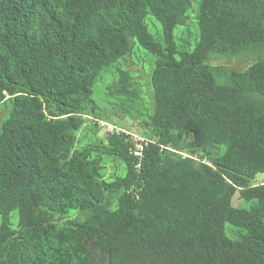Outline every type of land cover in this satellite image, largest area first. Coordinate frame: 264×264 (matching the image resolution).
Returning a JSON list of instances; mask_svg holds the SVG:
<instances>
[{
    "label": "trees",
    "instance_id": "1",
    "mask_svg": "<svg viewBox=\"0 0 264 264\" xmlns=\"http://www.w3.org/2000/svg\"><path fill=\"white\" fill-rule=\"evenodd\" d=\"M194 3L0 0V264H264V0ZM132 40L156 59L141 159L134 134L98 137L114 113L94 99ZM232 58L250 63H215ZM116 75L106 99L140 116L135 75Z\"/></svg>",
    "mask_w": 264,
    "mask_h": 264
},
{
    "label": "rangeland",
    "instance_id": "2",
    "mask_svg": "<svg viewBox=\"0 0 264 264\" xmlns=\"http://www.w3.org/2000/svg\"><path fill=\"white\" fill-rule=\"evenodd\" d=\"M194 7L197 9V0H195ZM194 14L191 15V19L188 22V26L179 27L175 30V35L177 39H179L183 33V31L191 32L192 35L195 33H198L197 25L194 23ZM146 24L148 26L149 31L154 35L155 38H159V36L162 34V27L161 24L151 15L147 16L146 18ZM194 41V38L192 39ZM156 59L153 55L148 53L145 49H143L139 43L136 40H132V53L129 57H127L124 61H119L117 63V66L113 68L112 70L108 71L102 81L96 86V91L94 94V99L101 104L103 107L102 112L105 113H114L119 117L127 116L124 118V120L119 119L116 117V115L112 114L111 118L108 121L112 125L116 126L119 129H122L124 131H127L129 133H132L134 135H137L136 133H139L138 130L139 126L138 124L148 118V114H150L153 111L154 108V100H153V93H152V85H151V73L154 68ZM215 63H220L223 65H226L231 68L243 70L248 67L249 61L243 59V58H232V59H219ZM127 70L132 72L135 75V79L137 83L139 84V89L141 91V98H142V105L139 109L140 116L136 114L135 117L131 115H125L122 112V106L120 105L122 101V97L117 96L116 94L110 98L109 100L106 99V91L109 86L113 88V80H116L118 75H116V72L118 70ZM114 90V88H113ZM115 92V90H114ZM3 108L5 106H2ZM0 108V122L1 120L8 114V109H2ZM92 131L87 129L86 131H83L80 133V138L83 140H86L85 142H91L88 140L87 137L90 135L92 136ZM107 132L105 130H100L98 133V137L102 138ZM138 136V135H137ZM222 151H224L225 147L221 148ZM107 167V177H111L113 174L118 172L120 170V164L114 161H109L106 164ZM255 183L260 184L264 183V173L257 176V179ZM252 203H248L244 200L239 199V195H235L233 199V206L237 208H249ZM2 216L0 215V222H1ZM10 220L13 225V227L17 226L18 222V214L17 212H14L10 215ZM225 231L228 237L232 239H238L242 235H244L245 231L240 228H236L230 224L225 225Z\"/></svg>",
    "mask_w": 264,
    "mask_h": 264
},
{
    "label": "built area",
    "instance_id": "3",
    "mask_svg": "<svg viewBox=\"0 0 264 264\" xmlns=\"http://www.w3.org/2000/svg\"><path fill=\"white\" fill-rule=\"evenodd\" d=\"M100 125L104 128V130L107 133H114V132H119L122 130V129H119L116 126H114L112 124H108L106 122H101ZM122 131H124V130H122ZM124 132H126V131H124ZM126 133H128V132H126ZM132 139L134 142V147L131 148V152L135 157L141 159L143 156V149L145 146H147L149 144V140H147V138L137 136V135H132ZM139 166L140 165H138V167Z\"/></svg>",
    "mask_w": 264,
    "mask_h": 264
}]
</instances>
